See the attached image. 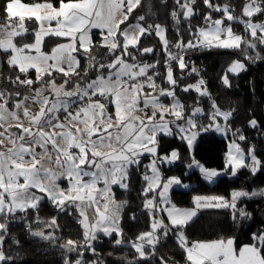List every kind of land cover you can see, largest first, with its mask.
I'll return each instance as SVG.
<instances>
[{"label":"snow or ice","instance_id":"snow-or-ice-1","mask_svg":"<svg viewBox=\"0 0 264 264\" xmlns=\"http://www.w3.org/2000/svg\"><path fill=\"white\" fill-rule=\"evenodd\" d=\"M200 3L210 11L201 13L204 25L196 26L190 21L197 14L198 0H173V20L177 24L188 22L192 36L186 43L178 40L175 47L240 49L244 45L255 49L264 45V21L254 19L264 15V0H245L239 16L228 3ZM141 4L142 0H33L30 4L4 0L0 8V62L15 71L7 76L0 72V79L11 86V90L0 87V264L13 260L3 250L10 222L18 214L27 216L29 210L38 213L45 200L62 212L72 207L80 217L77 222L83 229L82 242L68 239L60 245L67 253H76L77 258L65 255L63 264H96L84 259L83 250L96 254L92 241L98 233L108 237L115 233V245L127 243L140 260H147L171 229L177 230L187 264H264V230L252 233L250 242L240 247L234 238L225 237L189 244L180 229L197 213L174 205L165 210L168 224L153 217L150 230L135 240L123 239L119 227L123 205L115 201L112 186L126 189L129 170L138 167L145 154L152 156L150 165L145 166L152 175H143L147 184L142 194L143 208L154 213L158 210L156 197L169 203V189L182 183L175 177L161 181L157 163H171L179 154L173 150L170 156H159V138L178 135L191 149L200 131L213 127L223 131L215 121L219 117L229 121L232 116L231 111L217 108L215 102L207 126L193 119L201 108L185 115L184 106L176 99L177 80L169 62H177L181 70L187 64L182 55L169 50L162 25L149 24L144 15H134ZM213 14H220L219 18L214 19ZM226 21L242 24L243 33H235ZM93 29L100 30L99 44L93 43ZM152 35L159 37L165 53L163 79L168 87L156 84L159 73L155 70L160 61L137 59L154 54V48L141 47L142 40ZM46 38L58 41L49 52L43 51ZM96 48L103 49V54L94 52ZM81 58L85 61L82 73ZM244 67L236 61L229 71L238 72ZM223 83L230 86L226 76ZM203 85L200 80L183 91L195 89L204 96L208 93L202 91ZM161 97H170L172 102L165 105ZM249 124L257 127L255 119ZM237 140L245 141L246 137L237 135L230 143L225 168L233 176L242 168L254 175L264 164L254 147L249 146L245 152ZM192 165L199 167L208 181L219 175L195 159ZM65 181L68 186L62 188ZM149 193L154 195L149 198ZM249 195L241 190L232 192L230 200L196 196L194 203L197 208H230L235 220L249 217L237 208V201ZM251 195H264V190ZM35 223L58 228L55 217L41 221L36 215ZM28 229L33 236L54 239L51 233L31 231V225ZM162 264L167 261L162 259Z\"/></svg>","mask_w":264,"mask_h":264},{"label":"trees","instance_id":"trees-1","mask_svg":"<svg viewBox=\"0 0 264 264\" xmlns=\"http://www.w3.org/2000/svg\"><path fill=\"white\" fill-rule=\"evenodd\" d=\"M22 2L30 4L33 0H22ZM214 3L230 4L235 9V15L239 16L245 0H214ZM3 4L4 0H0V8L3 7ZM172 11L173 0H142L141 6L136 9L134 15H144L149 24L164 25L166 38L169 41V50L172 54L183 56L187 64V68L184 70L179 69L177 62L169 63L173 67L174 77L177 80L176 96L184 106L185 115L192 114L196 107H203L204 112L198 113V117L200 122H205L208 120L210 111L213 109L212 104L215 102L217 108L221 111H231L232 116L228 121L230 130L228 138L220 137L211 130L202 131L193 151L189 149L186 141H181L178 138V135H162L159 138V153L170 154L171 151L176 150L179 154L175 168L163 169L164 175H174L180 177L184 182L192 183L187 189L172 188L171 202L180 207H191L194 205L196 196H220L230 199L232 192L239 188L241 182L246 179L250 181L248 190L264 188V167H261L259 172L254 175L249 169L242 168L237 177L222 176L213 184L205 181L198 170L188 172V167L192 164L193 159L207 168L224 169L228 141L236 139L237 135L246 137L245 141H239L242 148L247 151L249 146L254 147L258 159L264 164V45H257L255 49H249L244 45L240 49L215 47L179 49L175 47L178 40L182 39L186 43L192 39V36L188 31V22L181 21L180 24H177L171 16ZM209 11L198 0L197 14L190 23L203 26L204 21L201 18V13L207 14ZM219 15L213 14V18H219ZM263 18L264 15H258L254 19ZM0 20H3L2 12H0ZM231 24L235 33H243L242 24L233 22ZM99 38V34L94 35V44L100 43ZM30 40L31 37H29ZM57 42L56 38H46L44 48L50 50ZM141 47L155 49L154 54L138 56L137 59L146 63L160 61L155 70L159 73L157 80L161 81L162 86L168 87L163 79L166 71V57L161 48L159 37L152 35L144 38ZM103 51L100 48L94 49V52L101 55ZM235 61H240L245 66L237 74L229 71V67ZM81 65L82 73L85 65L83 58H81ZM14 71L3 63L1 72L4 76ZM32 74L35 75L34 71ZM225 76L230 86L223 83ZM199 80H204L207 95L202 96L195 89L188 92L183 91L184 86ZM0 87H7L11 90V86L3 79H0ZM252 119L257 121L255 128L249 124ZM146 160L147 156L138 167L129 170L126 189L113 186L115 198L118 203L123 205L119 209V225L125 241L135 240L142 232L150 230V223L153 219L152 213L143 208L145 198L142 188L147 184L143 180V175L145 172L148 173L145 167ZM151 195L152 193H149V198ZM237 208L249 213V217H237L233 220V210L230 208H206L201 210L196 218L187 223L180 231L191 243L233 237L236 246L240 247L250 242L252 233L264 230V195L242 198L239 200ZM36 215L41 221H50L55 217L58 228H48L42 223H35ZM133 217L135 218L133 219ZM79 219L78 212L74 208L69 207L62 212L53 205L40 206L38 213L29 210L27 216L18 214L16 219L10 222L3 244L5 255L13 257L10 264H63L65 255H69L73 259L77 258L76 253H67L60 245L68 239L82 242L83 229L77 222ZM28 225H31V231L51 232L54 239L46 240L31 235ZM177 235V230L171 229L168 235L162 237L160 243L157 244L154 250L155 254L149 255L147 260H140L127 243L115 245L114 241L117 238L115 233L111 237L99 233L98 238L92 242L96 254L93 255L91 251L83 250L84 259L96 262V264H162V259L171 264H185L187 263L185 252L179 246Z\"/></svg>","mask_w":264,"mask_h":264},{"label":"rangeland","instance_id":"rangeland-1","mask_svg":"<svg viewBox=\"0 0 264 264\" xmlns=\"http://www.w3.org/2000/svg\"><path fill=\"white\" fill-rule=\"evenodd\" d=\"M257 21H264V18L263 19H256ZM226 24H229V22H225ZM231 23V22H230ZM163 27H164V25H162ZM121 27H124L123 25L121 26ZM232 27H233V25H232ZM165 28V27H164ZM233 31H234V29H233ZM92 37H93V43H94V35H96V34H99L100 35V30H98V29H93L92 30ZM237 34H242V32H239V33H237ZM165 36H166V33H165ZM223 38V37H222ZM99 41H100V38L98 39ZM51 50V49H50ZM50 50H46L44 47H43V51L44 52H49ZM35 53H33V55H34ZM32 76H33V78H34V76L35 75H33L32 74ZM57 79H58V81H61L62 80V78L61 77H57ZM200 81V80H199ZM204 81V80H203ZM198 83V81L197 82H195V83H193V84H189V85H195V84H197ZM156 84L157 85H161V81H158L157 79H156ZM188 85H186V86H184V87H187ZM160 87H167V86H160ZM204 89H206L205 88V83H204V85L202 86V91L204 90ZM176 99L180 102V100H179V98L176 96ZM161 100L163 101V103L165 104V105H169L171 102H172V98H167V97H161ZM180 104H181V102H180ZM201 109H202V111H201V113H203L204 112V109H203V107H200ZM110 111H111V109H110ZM194 111V110H193ZM212 112H213V109L210 111V115L208 116V120L207 121H205V122H200V118L198 117V113L197 114H195L194 116H193V119L195 120V122L197 123V124H203V125H205V126H207L210 122H211V116H212ZM190 115H192V114H190ZM169 119H171V118H169ZM177 123H182V122H180V121H178ZM215 123H217V124H220L221 125V127H222V129H224L223 131H220V132H217V131H215V129H214V127H213V129L211 130V131H214L218 136H220V137H224V138H228V136H229V133H230V130H229V128H228V121H223V118L222 117H220V118H217V120L215 121ZM174 131H175V129H174ZM193 131H197V129H193ZM210 131V130H209ZM202 131H200L199 132V134L201 133ZM198 137H199V135L197 136V139H198ZM197 139H196V141L194 142V144H193V146H192V148H191V151H193L194 150V147H195V145H196V142H197ZM233 140H235V139H230L229 141H228V150H227V152H226V157H227V153H228V151H229V146H230V143L233 141ZM237 143H239V141H237ZM239 145L241 146V144L239 143ZM241 148H242V146H241ZM159 149V148H158ZM243 149V148H242ZM176 151V150H175ZM172 152V151H171ZM171 152H170V154H171ZM246 152V151H245ZM157 153H158V150H157ZM170 154H168V155H166V156H170ZM144 159V157L142 158L141 157V160H143ZM153 159V158H152ZM176 161L177 160H175V161H173V162H171V163H167V162H164V163H157V167L159 168V169H162V171H163V169L164 170H171V169H173V168H175V163H176ZM199 162V161H198ZM199 164L200 165H202L204 168H206V169H209V170H216L218 173H219V175L217 176V177H215V178H213V180L212 181H208V180H206L205 179V177H204V175L200 172V169H199V167H196L195 165H192V164H190L189 165V167H188V172H191V171H193V170H198V172H199V174L201 175V177L205 180V181H207L208 183H210V184H213V183H215L220 177H222V176H229L230 178H235V177H237L238 176V174H239V171L237 172V174L235 175V176H233L232 175V173H231V170L230 169H226V168H224V169H213V168H207V167H205L202 163H200L199 162ZM149 171H150V174L149 175H152V173H151V170H150V168H149ZM259 172V170L256 172V173H258ZM255 173V174H256ZM163 174H164V172H163ZM164 177H163V179H161V181L163 182V181H165V180H167V179H169V178H173V177H175V178H179L180 180H181V185H173L170 189H169V192H168V194H167V197H168V200H169V203H163V202H161V198L159 197V196H157L158 197V210H156L154 213H152V217H155V218H157V219H163V221H164V223L166 224H168L169 223V220H167L166 218H168V214H167V211H165L166 209H170L173 205L176 207V208H178V209H181V210H192V209H194L195 211H196V216L199 214V212L201 211V210H203V209H206V208H216V207H199V208H197L196 207V205H195V203H194V205L193 206H191V207H180V206H177V205H175V204H173L172 202H171V198H170V192H171V189L172 188H174V187H178V188H183V189H187V188H189L190 186H191V182H184L180 177H177V176H174V175H169V176H165V175H163ZM184 184H186V185H188V187L187 188H184L183 187V185ZM249 184H250V181H249V179H246V180H244V181H242L241 182V186L239 187V188H237V189H235L234 191H241V190H243V191H245V192H248L250 195L248 196V197H244V198H250V197H253V196H256V195H251V193H253V192H256V193H259L261 190H264V188H261V189H259V190H257V189H254L253 191H250V190H248V186H249ZM67 182L65 181V182H62L61 183V187L62 188H67ZM102 186V185H101ZM114 186V185H113ZM113 186H112V193L114 194V190H113ZM157 191H159V189H157ZM233 191V192H234ZM154 195V193H152V195H151V197ZM115 197V196H114ZM150 197V198H151ZM157 197H156V199H157ZM200 197H213V196H207V195H203V196H200ZM216 197H220V196H216ZM226 199V198H225ZM231 199V198H230ZM230 199H228V200H230ZM115 201L118 203V200L115 198ZM238 202L239 201H237V204H238ZM212 203H215V202H212ZM45 204V206H50V205H52V204H50L48 201L46 202V203H44ZM43 206V205H42ZM196 216L195 217H193L192 219H191V221L193 220V219H195L196 218ZM191 221H189V222H191ZM188 222V223H189ZM51 233V232H50ZM183 235H184V233H183ZM184 237H185V235H184ZM231 238H233V237H231ZM93 242V241H92ZM191 243V242H190ZM167 264H171V263H167ZM185 264H187V263H185Z\"/></svg>","mask_w":264,"mask_h":264},{"label":"crops","instance_id":"crops-1","mask_svg":"<svg viewBox=\"0 0 264 264\" xmlns=\"http://www.w3.org/2000/svg\"><path fill=\"white\" fill-rule=\"evenodd\" d=\"M23 3H24V2H23ZM223 38H224V37H223ZM235 62H236V61H235ZM239 62H240V61H239ZM241 63H242V62H241ZM231 66H232V65H231ZM231 66H230V67H231ZM230 67H229V69H230ZM240 71H241V70H239L238 72H231V71H230V72L233 73V74H237V73H239ZM204 83H205V82H204ZM110 109H111V108H110ZM158 148H159V147H158ZM157 154H158L159 156H161V157L168 155V154H161V153H159V151H158ZM145 156H147V160H146L145 165L148 166V165H150V163H151L153 157L150 156V155H147V154H145ZM145 156H143V157H145ZM143 157H142V158H143ZM141 161H142V160H141ZM176 162H177V161H176ZM157 168H158V167H157ZM147 170H148V173L150 174L149 168H147ZM158 171H159V174H160L161 179H163V177H164L163 175H164V174H163L162 169H159V168H158ZM148 173H147V174H148ZM149 174H148V175H149ZM46 202H47V200L43 201V202L40 204V206H42V205L45 206L44 203H46ZM154 203H157V205H158V197H157V199L154 201ZM166 219L169 220V218H166ZM119 227H120V225H119ZM120 229H121V228H120ZM98 234H99V233H98ZM189 244H191V243L189 242Z\"/></svg>","mask_w":264,"mask_h":264},{"label":"water","instance_id":"water-1","mask_svg":"<svg viewBox=\"0 0 264 264\" xmlns=\"http://www.w3.org/2000/svg\"><path fill=\"white\" fill-rule=\"evenodd\" d=\"M3 69V62H0V72L2 71Z\"/></svg>","mask_w":264,"mask_h":264}]
</instances>
